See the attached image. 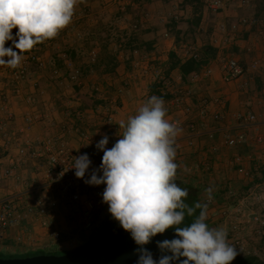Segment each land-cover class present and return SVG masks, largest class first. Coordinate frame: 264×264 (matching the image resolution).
<instances>
[{
    "label": "rangeland",
    "instance_id": "374dc122",
    "mask_svg": "<svg viewBox=\"0 0 264 264\" xmlns=\"http://www.w3.org/2000/svg\"><path fill=\"white\" fill-rule=\"evenodd\" d=\"M133 1L139 2L138 0ZM223 1L225 4L223 12L222 10L219 12H213L211 9H202L204 18L199 28L195 30H193L194 28H191L187 23L181 22L184 18H192L196 16L195 12L197 11L199 13L200 9H197L192 5H187L182 9V0L173 2L170 1L168 3H162L161 0H159L156 1V3L160 2L161 4L155 5H148L150 3L144 0L141 5L145 4L146 6L142 10L134 9L125 15H114L109 13L104 14L102 17H99L100 15H96L95 17L98 18L95 19L94 22L88 21L87 19L89 18L83 17L84 14L82 13V15H80L81 17L75 19L73 23L69 24L59 32L62 33L61 35L58 33L53 44L47 45L46 50L54 56L53 60H50V63H47L52 65V62L57 60V58L67 59L71 61V63H74L78 69L84 68L81 70L83 72V76L92 73L91 75L98 77L99 80H90L91 82L87 81L82 85L80 84V81L74 82L71 78L69 79L68 75V78H66L69 79L68 81L64 84L53 83L51 86L47 87L48 91L55 97L59 95L64 101L68 100L77 103L81 102V104L86 103L87 101L86 105L89 104L92 106H98L97 101L103 100L107 103L109 111L112 109L113 111H118L117 108L131 107V110L124 109V113L127 115L126 119L128 121L130 117L138 113L139 104L146 103L153 95L150 93L151 86L152 83L154 84V81L157 82L154 75L163 71L165 63L161 64V62H158V64L155 60H152L149 53H146L145 44L152 41L153 38H159V35H161L164 31L174 37L176 36L177 31H183L180 35H178L180 39L177 45V52L183 58L187 59L191 57V55L197 53V49L203 45L214 43L221 49H219L221 52L220 59L222 60L220 63H224L228 59H234L249 67L253 58L250 57V59H247L245 56H241V59H238L234 43L237 37H241L243 35L245 31L244 27H246L239 25L240 21H237L239 20L238 17H241V19L242 17H245L248 20L251 18L250 20L253 22L252 16L254 10L251 6H245L246 8L240 7L237 0ZM111 3L113 2L110 0H101L100 2L102 8H107ZM252 22L249 24V27H252V25L254 26V23ZM233 25H238L237 30L234 31L232 29ZM262 29L263 27L261 23L257 26L255 34L261 36V40L264 41V35L260 33L262 32ZM258 36L256 37L260 38ZM11 46V41L6 42V47ZM105 47L110 48V50L112 49L113 53L118 56L119 76L113 79L107 75L104 78L103 76L105 74H101L102 69L98 71L94 68L98 59L105 60V58H107L106 56L108 53H106V50L104 49ZM133 49H137V53L135 54L134 52L135 55L132 57L131 50ZM14 50L18 52V49ZM40 53L38 56L42 60L43 51ZM91 68L92 70H90ZM258 68L259 70H254V73H247L244 75L242 78L243 87L240 86L241 82H233L225 84L222 88H210L211 86H208V81H206L207 78L196 83L198 84V92L195 95L196 104H199L202 99L210 98L216 94L225 97L228 96L229 100L227 99V101L230 103L232 102V97H236L237 95L236 100L232 102L237 105L234 106V104H231L229 112L230 115L228 117L229 121L227 120V123H224L225 126L222 124L218 126L219 128L225 129L227 134L232 135L234 132L233 135H236L243 131L249 136L251 135L248 129L245 130L240 128L236 116L234 117V115L240 112L238 108L243 107L241 105H245V107H248L249 109L253 107L256 109L264 102V92L261 91L258 93L254 82V76L259 75V71H264V67ZM71 75L72 72L70 73V77ZM171 81L172 85H178L176 77H173ZM73 83H77V86H74L76 84ZM77 87L79 88L75 90ZM7 91L12 93V87L9 85L8 79H6V90L1 93V96L6 95ZM163 92L166 91L163 90ZM117 97L120 98L121 102L120 100L119 103L114 102V99ZM168 103L169 101L165 102V107L168 106L172 109V106ZM89 105L84 106L83 109H90ZM199 105H196L195 107H198ZM166 109L168 111V108ZM215 109L217 108L215 107ZM261 109V112L264 115V108ZM79 112L81 113V111ZM83 113H85L83 122H78L77 118H74L73 121L70 122L72 127L83 128L91 132L100 131L104 135L109 136L112 127L105 123L102 113H100L97 117L98 119H95L92 117V114L90 115L85 111H83ZM168 113L170 112L168 111ZM181 121L183 122V129H186L187 118L184 117ZM210 121L212 122V120ZM92 124L97 126L95 127ZM213 125L215 124L208 123L207 128H211ZM9 126L6 127V131ZM228 127L235 128H229L230 130H226ZM210 128L209 130L216 129ZM6 131H0L2 138L3 134L4 136L6 135ZM119 131L120 134L117 133L119 135L118 139L120 138V135L123 134L124 128L119 126L118 132ZM67 134L74 135L75 133L74 131H70ZM77 137L78 133H76V139ZM118 139L111 143L109 147L111 148ZM70 141L71 139L69 142ZM78 141L80 144L79 137ZM248 141L250 142L252 140L249 139ZM194 146L196 145L189 147ZM201 146H203V144H201ZM246 149V151H249V149L252 148ZM211 151L213 152V150ZM230 151L223 150L219 152L215 159L212 160L209 159L208 156H203L202 160H197V162H195L194 159H189L191 157L183 156L184 158L181 161L176 160V157L175 163H177L178 168L175 181H182L187 186L197 190L198 203L207 204V221L211 223L209 226L211 228L226 231L228 243L236 248L238 253L237 255L244 256L256 253L259 256L264 257V243H261L260 239V241L257 240L255 235L253 236L251 234L253 224L248 221L246 216L236 220V214L233 212V209L239 204V202L242 201L244 203L243 209L245 214L255 212L264 216V188L258 189L254 193L249 192L250 188L254 187L250 186L245 179L239 176L238 173H240V171L238 170H240V168L239 166L237 167L234 161L235 158ZM263 151L261 150L259 153ZM261 155L263 158L264 152ZM262 158L260 159L261 162ZM202 163H205V165ZM189 164H191V166H189ZM249 166L251 167L250 162ZM260 167L264 168V164H260ZM247 172L250 175H254L258 171H251L250 169L246 171V173ZM209 188L212 189L211 198H209V194L206 191V189ZM209 199H212V203L207 202ZM185 202L190 206L189 199L185 198ZM224 207H226L224 210L227 209L232 214H228V216L224 217L222 210ZM235 224L240 227L239 231L232 229V225ZM184 225L187 226L190 224ZM91 234L93 233L82 232L80 238L85 242H92L96 235L90 236ZM89 236L91 237L90 239ZM1 249L2 248H0V250ZM2 251H5V249L3 248ZM231 264H234V260Z\"/></svg>",
    "mask_w": 264,
    "mask_h": 264
},
{
    "label": "clouds",
    "instance_id": "9594fccd",
    "mask_svg": "<svg viewBox=\"0 0 264 264\" xmlns=\"http://www.w3.org/2000/svg\"><path fill=\"white\" fill-rule=\"evenodd\" d=\"M77 3L0 0V66L17 68L25 52L55 38L71 23ZM13 29H18L15 36ZM8 41L11 47H6ZM121 127L123 134L111 148L107 135L97 142V149L103 151L102 163L85 183L105 185L102 198L108 211L139 246L137 264H231L238 253L228 243L226 231L209 228L207 204L189 206L185 202L188 190L175 182V144L182 129L167 118L163 98L152 95ZM91 163L86 153L75 157L76 177L84 179ZM206 191L211 198L212 189ZM197 208L200 213L195 216ZM186 216H195L187 226L183 224ZM170 228L178 238L158 242L160 250L171 255L157 261L144 246Z\"/></svg>",
    "mask_w": 264,
    "mask_h": 264
},
{
    "label": "crops",
    "instance_id": "0c3cea01",
    "mask_svg": "<svg viewBox=\"0 0 264 264\" xmlns=\"http://www.w3.org/2000/svg\"><path fill=\"white\" fill-rule=\"evenodd\" d=\"M117 1L118 0H111V2L113 3H111L107 8H102L100 4L101 1L99 0L94 2H90L89 0H78V3L74 9V14L71 23H73L75 19H78V17H81L80 15H82V13L84 14L83 17L89 18L87 19L88 21L94 22L95 19L98 18L95 17L96 15H100L99 17H102L104 14L107 13L117 15L118 6L120 7V5L122 6L126 5V8L129 11L134 9L142 10L146 6L145 4L141 5L144 2V0H138L139 2H135L133 0H119V1H123L124 2L123 4H119V2ZM146 1L150 3L148 5L161 4L160 2L156 3V1H150V0H146ZM253 1L254 0H252L251 3ZM223 11L224 10H222V12ZM238 18L239 20L237 21H240L241 17ZM250 19L249 21L251 23L252 21ZM252 20H253L252 23H254V26L252 25V27H249V25H242L239 23L240 26H246V27H244L245 31L241 36L242 38L237 37L234 43L235 48L237 50L238 59H241L240 58L241 56L242 57L245 56L247 59H250V57L253 58L251 64L247 69L246 74L247 73L252 74L255 71L259 70L258 67L261 68L264 67V41L261 40L262 38L261 36L255 34L257 30V26H259L262 23L263 29L262 32L260 33L264 35V20L263 22L262 20L261 22H257L255 21L254 17H252ZM165 33L168 32L164 31L162 32L161 35H159L160 36L159 38L157 39L153 38L152 41L154 42V50L151 52V54H149L152 60H155V62L157 63L161 62V64H164L168 61V56L171 51H175L178 54V56L181 57L177 52L178 44L175 37L169 34L171 38L165 39L164 38ZM61 34L62 33H59V35ZM256 36L260 38H257ZM212 44L214 47L218 49V55L208 66L212 69V77L207 78L206 81H208L207 83L208 86H211L210 88H222L225 84L222 81V64L220 63L222 61L220 59L221 49L218 48L214 43ZM46 48L47 46L43 47L42 60L40 59L42 63H44L45 65L44 68L40 69L36 66L32 67L31 76H30L31 82H29L28 84L26 83L23 86L22 94L15 95L10 91H7V94L11 93L8 95L9 98L8 106L10 112H12L14 115V119L7 129L6 135L4 136L3 134V138L1 137L2 135H0V145L3 147L2 148L3 153L0 155V202L7 198L21 197L24 198L27 202L34 204L36 200H38L43 196L42 188L47 181L45 175L46 161L44 158H36V159L25 158L20 162V160L18 159L19 148L21 147L30 148L29 143H34L37 140H42L47 137H52L57 135H61L62 137L63 136L62 131L66 128H71L70 131L73 132L74 129L72 128L74 127L70 125V122H72L73 119L76 118V115L79 111L81 112L85 111L90 115L92 114V117H94L95 119H98L97 117L100 115V113H102V115L105 116L108 113L107 111H109V109L107 108V103H105V101L103 100L97 101L98 106L96 105L92 106L87 104L90 106V109L85 110L83 109V107L87 106L86 105L87 101L86 103H82V104L81 102L77 103L68 100L64 101L60 98L59 95L55 97L52 94H50L47 87L51 86L53 83L64 84L66 81L70 79V73L74 71L81 72L79 81L80 84L82 85L87 81L90 80L93 81L95 79L97 80L99 79L98 77L91 75L92 73L83 76L82 74L83 72L81 70L84 68L78 69L74 63H71V61L67 59L57 58V60H54L52 62L53 64L50 65L49 64L50 60H53L54 56L51 55V53H49L46 50ZM181 58L187 60L186 58L183 57ZM254 63H258V66L256 68H253ZM11 69L12 68L6 66L3 69L4 71L3 74L1 75L2 77L0 76L1 77L0 78V122H2L3 119L5 118L4 113L2 111L3 100L1 99V93L6 90V79ZM90 70H92V68ZM55 71H58V75L54 76ZM258 73L259 75L254 76V82L257 87L256 91H258L259 93L261 91L264 92V71L263 72L259 71ZM68 75H69V79H66L68 78ZM103 77L105 78V75ZM110 77L112 78V76ZM172 77H176L177 80L176 82L179 85L180 75L178 73H174ZM104 80H109V79H104ZM240 82H241L240 86L243 87V79ZM156 83L157 82L154 81V84L152 83V86L155 85ZM73 84L77 85V83H73ZM187 86L189 85H184L185 88ZM193 86L196 92H198V88H197L198 84L194 83ZM236 97H232V102L236 100ZM28 98H31L34 101L30 102L27 100ZM224 98L226 100L227 99L229 100L228 96L226 97L224 96ZM171 99L167 100L169 101L168 103L169 105ZM115 100L116 103H119L120 98L117 97L114 99V101ZM195 101H196L195 98L191 100L194 106H196ZM232 102L230 103L227 102L228 103L226 108L227 114L224 122L222 123L223 126H225L224 123L228 120V117L230 115L229 112H230L231 104H234V106L237 105ZM142 106L143 103L142 104L140 103L139 108ZM170 106H172V109H170L168 106L166 107L170 112L168 113L167 111L168 113L167 115H170L171 117H178L180 119L184 118V116L181 113L174 112L176 108L173 105ZM241 106L243 107L238 108L240 112L236 113L234 117L239 113H247V112L254 113L258 117V124L255 127L248 129L249 133L251 134L250 135L251 138L253 137L251 139L252 141L234 149L226 147L222 143L223 133L221 132V130H225V129H220L218 127L221 124L210 121L209 124L211 123L215 124L213 125V127H211V128H216L214 129L216 131L215 140H210L206 135V133H204L201 136L194 138V143H195L194 145L196 146L189 147L188 142L190 140V134L186 129H183L176 138V145H177L176 160L181 161L183 160L184 157H191L189 159H194L195 162H197V160L198 161L202 160L203 156L206 157L208 156L209 159L212 160L216 158L219 152L223 150H229V151L231 150L230 152L234 158L237 155L243 158V165L239 167L240 170H238L240 171V173H238L239 176L245 179L246 182H248L249 184L253 181V179L254 181H257V183L253 186L254 188H250L249 192H251L252 190L260 189L257 186L258 185L260 186V183L264 181V168L260 167V164H264V157L262 158L261 155L264 152L263 151L264 150V126H263L264 115L261 112L262 111L261 108H264V102L260 106H258L259 108L256 109H254V107L249 109L248 107H245V105H241ZM124 109L131 110L132 108L131 107L117 108L118 111L116 110L113 111V109L111 110L113 114L118 115L115 116L118 128L119 126L121 127L122 123L125 124L127 122L126 119L127 115L124 113L125 112ZM213 110H217V109L213 108ZM27 119L32 120V122L29 123ZM95 124H99V123H95ZM94 126L96 127L97 125ZM229 128L233 129L235 127H228L226 128V130H230ZM120 131L117 133L120 134ZM205 131L207 130L205 129ZM74 133H75L74 135L67 134V136L65 134L64 137L68 141L71 139L72 141V142L70 141L71 144L74 147H77L79 141H78V137L76 139L75 131ZM257 137L262 138L261 143L256 142ZM201 144H203V146H201ZM245 147L248 149L249 148L252 149L246 151L247 149ZM214 148H217V151L215 152L213 151L214 152L213 153L211 150H213ZM261 150L263 152L259 153ZM261 158H262V162L260 161ZM249 162L251 163V167L249 166ZM191 164H189V166H191ZM202 164L205 165V163ZM247 169L248 170L251 169V171H258V172L255 173L254 175L247 176L248 173V172L246 173V171H248ZM7 171H11V176L6 177ZM24 207H25V203L20 207V209L23 210ZM225 208L226 207H224L222 210H224ZM206 223L208 227L211 228L209 226L211 223L208 222L207 220ZM56 229H60L67 234L71 233L73 237H76L80 242L83 243L85 242L80 238L82 231L75 225L68 223L66 220L62 218L59 217L52 218L51 225L48 228H43L40 225L39 220L33 217L26 221H23L18 226L6 230L3 240H0V248L2 249L4 248L5 251H2V249L0 251L7 255H23L29 253H36L39 251H45V252L49 251L51 252V254H54L53 252L59 251L60 249H62L63 250L62 252H64L76 247V245L73 246L70 243H64V244L56 243L51 237V233ZM98 229H96L93 232V234H91L90 236L97 235ZM251 234L253 236L255 235L257 240L260 239L261 241L260 240L259 241L261 243H264V234H257L254 227L251 228ZM90 236L89 239L91 238Z\"/></svg>",
    "mask_w": 264,
    "mask_h": 264
},
{
    "label": "built area",
    "instance_id": "2783aa9c",
    "mask_svg": "<svg viewBox=\"0 0 264 264\" xmlns=\"http://www.w3.org/2000/svg\"><path fill=\"white\" fill-rule=\"evenodd\" d=\"M94 2L97 0H89ZM101 1V0H99ZM252 0H238L240 6H249ZM119 4H123V1H117ZM208 7L213 12H219L224 10L225 4L223 0H204ZM122 7V10L125 8ZM240 24L249 25L250 21L246 18L240 20ZM238 25H233L232 29L237 30ZM18 29H13V36ZM57 36L52 39L44 40L34 46L30 51L23 54L24 59L20 66L15 69H11L8 73V83L12 87V93L15 95L22 94V88L26 83L31 82V69L36 66L40 69L44 68V63L39 58V53L42 51L43 47L53 44ZM165 39H170L169 33L164 34ZM19 53V50H18ZM191 55V57L195 56ZM189 57V58H191ZM7 60L8 58L5 57ZM188 59V58H187ZM36 62V63H34ZM222 64V81L224 84H229L233 82H240L245 75V70L243 66L234 59H228ZM258 63H254L253 68H256ZM6 66H0V75L4 71ZM156 73V72H155ZM154 73V74H155ZM55 75H58V71H55ZM80 72L74 71L71 75V80L74 82L79 81ZM155 80L160 83L165 77L161 73H156ZM212 77V69L210 67L204 68L200 73H195L192 75V82L197 83L202 79ZM172 81H167L165 84L166 88L171 87ZM36 86V85H35ZM10 94V93H9ZM1 96L3 100L2 111L5 118L3 122L0 123V131H6V127L9 126L14 119V115L9 109V98L8 95ZM163 96L167 95V92H162ZM30 102L34 100L31 98L27 99ZM191 91L187 88L178 89L174 93V98L171 99L170 105H173L175 113H181L185 118H187L186 129L190 134V140L188 142L189 146L194 145V138L201 136L206 133L210 140H215L216 131L209 130L208 123L212 120L215 123L222 124L226 117L227 100L222 97V95L216 94L212 99L204 98L198 107H195L192 102ZM113 102V101H112ZM116 103V100L114 101ZM218 110H213V108ZM104 116L105 123L111 126L112 129L109 134V143L107 145L110 148V144L118 139V126L116 122L115 114L111 111ZM78 122H83L85 118V113L78 112L76 115ZM170 122L176 123L180 129H183V122L178 117H171L167 115ZM236 119L240 125L241 129H249L255 127L258 124V117L254 113H239L236 115ZM29 123L32 120H28ZM80 140V144L74 147L71 142L65 139L64 135L70 132L71 128H66L62 131L61 135L47 137L42 140H37L34 143H29L30 148L21 147L18 150V159H36L44 158L46 161V184L43 186V196L36 200L34 204L27 202L24 198L13 197L7 198L0 202V240H3L6 230L20 225L23 221L30 218H36L39 220L40 225L43 228H48L51 225L52 218H62L68 223L75 225L82 232L93 233L98 229L105 217L110 213L108 211V205L103 202L102 193L104 191L105 185L93 186L85 183V180L90 177L93 170H98L102 163L103 151L97 149V142L104 136L100 131L91 132L83 128H72ZM205 129L207 131H205ZM223 129V128H220ZM69 130V131H68ZM204 130V132H203ZM222 143L226 147L231 149L237 148L241 145L247 144L249 139H252L245 132H240L236 135L227 134L225 130H221ZM262 141L261 137L256 138V142L260 143ZM176 145V144H175ZM2 146L0 145V154L2 153ZM177 148V145H176ZM213 151H217L214 148ZM87 154L91 160V166L89 172L86 173L84 179L77 178L75 175L74 158L82 154ZM235 163L237 166L241 167L243 165V158L240 156H235ZM102 175V173H99ZM11 176V171H7L6 177ZM247 176H250L247 173ZM260 189L264 188V181L258 185ZM257 190H252L254 193ZM262 198V197H261ZM212 203V199L207 201ZM25 203L23 210L20 207ZM244 203L241 201L233 209L235 212L236 220L246 216L248 221L253 224L252 227L255 228L257 234H264V216H261L255 212H250L248 214L244 213L243 209ZM232 214L227 209L223 210V215L228 216ZM232 229L239 231L240 227L235 224L232 225ZM51 237L56 243L64 244L70 243L73 246L82 245L76 237H73L71 233H64L60 229H56L51 233ZM240 244V243H237Z\"/></svg>",
    "mask_w": 264,
    "mask_h": 264
},
{
    "label": "trees",
    "instance_id": "16d2710c",
    "mask_svg": "<svg viewBox=\"0 0 264 264\" xmlns=\"http://www.w3.org/2000/svg\"><path fill=\"white\" fill-rule=\"evenodd\" d=\"M111 1V0H110ZM150 1H159V0H150ZM173 2L177 0H161L162 3H168V2ZM238 1V0H237ZM238 3V2H237ZM187 5H192L195 6V8H199L200 12L198 13L197 11L195 12L196 16L192 18H184L181 23H187L190 25L191 28H194L193 30L199 28L200 24L202 23L203 20V10L204 8L210 10L208 7L207 3L204 2V0H182L181 6L182 9L185 8ZM239 5V4H238ZM240 6V5H239ZM254 10L253 16L255 21L257 22H263L264 20V0H254L251 4H249ZM125 9L122 10V7H118V15L119 14H128L130 11L126 8V5L123 6ZM243 7V6H240ZM250 7V8H251ZM198 13V15H197ZM245 18V17H244ZM243 19V18H242ZM183 31H177L175 39L177 41V44L179 42V37L180 33ZM146 48V53H151L154 50V42L149 41L148 43L145 44ZM106 50L107 58L105 60H99L97 61L95 65V69L98 71L102 69L101 74H105L108 76H112V78H116L119 76V60L117 54H114L112 49L105 47ZM137 49L131 50L132 57L137 53ZM135 52V54H134ZM218 55V49L213 46L212 43H208L206 45H203L197 49V53L195 56L188 58L187 60L182 59L181 57L178 56V54L175 51H171L168 56V61L164 64L163 71L161 72V75L165 77L164 80H161L160 83H156L155 85L152 86L151 92L153 95H156L158 97L163 98L164 100H170L171 98H174V93L176 90L184 89V85H189L186 88L191 91V96L192 99L195 98L196 95V90L194 89L193 82H192V74L195 73H200L204 68L208 67L210 63L217 57ZM241 64V63H240ZM245 70V74L247 72L248 67L244 64H241ZM80 72V71H79ZM81 73V72H80ZM178 73L180 75V84L179 85H172L171 87L166 88V82L171 81L173 78V74ZM244 77V76H243ZM77 86V85H74ZM75 88V90H77ZM166 91L167 95L162 96V92ZM215 96V95H214ZM212 96V97H214ZM212 97L208 98L209 100L212 99ZM224 97V96H222ZM203 100V99H202ZM202 102V101H201ZM200 102V103H201ZM197 103V102H196ZM195 103V104H196ZM199 103V104H200ZM196 104V105H199ZM228 104V103H227ZM179 187L182 189H187L188 190V196L186 197L190 201V206L195 207V205L198 203V196H197V190L187 186L185 183L182 181H175ZM257 183V181H252L250 183V186H254ZM200 213V209H196L195 216H198ZM195 216L193 217H188L186 216L183 224H191L193 220L195 219ZM119 224L118 221H116L112 215L109 213L105 219L102 221L101 226L98 229V233L95 236V238L92 240L94 242L99 236L104 234L107 230H109L111 227ZM92 242H84V245L91 244ZM56 255H63L66 252L59 253V251L53 252ZM44 254H51L47 253L45 251H39L36 253H29V254H23V255H7L3 252L0 251V259H14V258H27V257H33L37 255H44ZM234 264H264V257H261L259 255H256L254 253L249 254V255H237L236 258L234 259Z\"/></svg>",
    "mask_w": 264,
    "mask_h": 264
},
{
    "label": "water",
    "instance_id": "95a60500",
    "mask_svg": "<svg viewBox=\"0 0 264 264\" xmlns=\"http://www.w3.org/2000/svg\"><path fill=\"white\" fill-rule=\"evenodd\" d=\"M178 238L174 229H168L163 234L152 238L144 247L159 260L164 253L158 247V242ZM139 246L131 234L117 224L99 236L88 245H78L66 251L63 255L44 254L27 258L0 259V264H137ZM63 250L60 249L59 252ZM48 253H51L47 251ZM184 259V258H181ZM178 264V262H173Z\"/></svg>",
    "mask_w": 264,
    "mask_h": 264
}]
</instances>
